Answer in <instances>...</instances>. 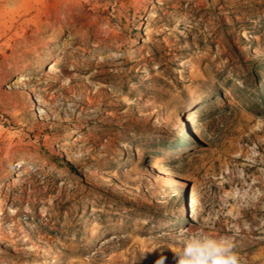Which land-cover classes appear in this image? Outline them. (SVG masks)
I'll return each mask as SVG.
<instances>
[{
	"label": "rangeland",
	"instance_id": "obj_1",
	"mask_svg": "<svg viewBox=\"0 0 264 264\" xmlns=\"http://www.w3.org/2000/svg\"><path fill=\"white\" fill-rule=\"evenodd\" d=\"M182 229L264 264V0H0V264H174Z\"/></svg>",
	"mask_w": 264,
	"mask_h": 264
},
{
	"label": "clouds",
	"instance_id": "obj_2",
	"mask_svg": "<svg viewBox=\"0 0 264 264\" xmlns=\"http://www.w3.org/2000/svg\"><path fill=\"white\" fill-rule=\"evenodd\" d=\"M180 247L174 251V264H239V256L229 237H212L203 231L182 229ZM163 257L158 264H165Z\"/></svg>",
	"mask_w": 264,
	"mask_h": 264
},
{
	"label": "bare ground",
	"instance_id": "obj_3",
	"mask_svg": "<svg viewBox=\"0 0 264 264\" xmlns=\"http://www.w3.org/2000/svg\"><path fill=\"white\" fill-rule=\"evenodd\" d=\"M15 165H17V166H19V167H23V166H26L27 163H24L23 160H20V161H19L17 164H15ZM153 168L158 170V176L160 177V181H161L162 183H164L165 185H166V184L168 185V184L171 183V181L169 180V178H167L166 174L163 172V170H162L159 166H157V165L154 164V165H153ZM129 193H130V191H129ZM189 207H190L191 209L194 208V201H193V199L191 200Z\"/></svg>",
	"mask_w": 264,
	"mask_h": 264
},
{
	"label": "trees",
	"instance_id": "obj_4",
	"mask_svg": "<svg viewBox=\"0 0 264 264\" xmlns=\"http://www.w3.org/2000/svg\"><path fill=\"white\" fill-rule=\"evenodd\" d=\"M247 80L249 81V82H248L249 84H250V82H252L250 79H247ZM257 90H258V89H253V90H252L250 93H248V94L255 95V94L257 93V92H256ZM259 98L262 99V97H260V96H259ZM254 99H256L255 96H254Z\"/></svg>",
	"mask_w": 264,
	"mask_h": 264
}]
</instances>
